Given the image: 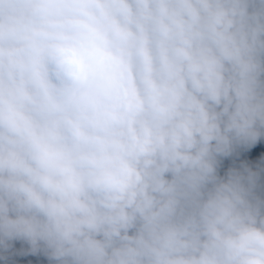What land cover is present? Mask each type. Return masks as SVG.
Masks as SVG:
<instances>
[{
	"label": "clouds",
	"instance_id": "clouds-1",
	"mask_svg": "<svg viewBox=\"0 0 264 264\" xmlns=\"http://www.w3.org/2000/svg\"><path fill=\"white\" fill-rule=\"evenodd\" d=\"M0 264H264V0H0Z\"/></svg>",
	"mask_w": 264,
	"mask_h": 264
}]
</instances>
